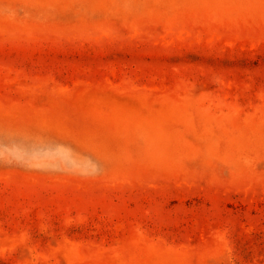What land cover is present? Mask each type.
<instances>
[{
    "label": "rangeland",
    "instance_id": "1",
    "mask_svg": "<svg viewBox=\"0 0 264 264\" xmlns=\"http://www.w3.org/2000/svg\"><path fill=\"white\" fill-rule=\"evenodd\" d=\"M0 264H264V0H0Z\"/></svg>",
    "mask_w": 264,
    "mask_h": 264
}]
</instances>
